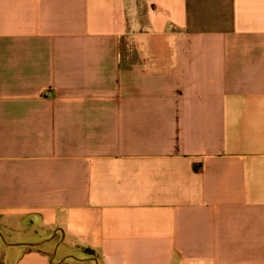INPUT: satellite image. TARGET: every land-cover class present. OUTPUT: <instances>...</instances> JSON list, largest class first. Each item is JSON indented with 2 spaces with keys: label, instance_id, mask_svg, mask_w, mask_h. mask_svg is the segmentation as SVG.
Returning a JSON list of instances; mask_svg holds the SVG:
<instances>
[{
  "label": "crops",
  "instance_id": "obj_1",
  "mask_svg": "<svg viewBox=\"0 0 264 264\" xmlns=\"http://www.w3.org/2000/svg\"><path fill=\"white\" fill-rule=\"evenodd\" d=\"M0 264H264V0H0Z\"/></svg>",
  "mask_w": 264,
  "mask_h": 264
},
{
  "label": "trees",
  "instance_id": "obj_2",
  "mask_svg": "<svg viewBox=\"0 0 264 264\" xmlns=\"http://www.w3.org/2000/svg\"><path fill=\"white\" fill-rule=\"evenodd\" d=\"M86 251H87V255L88 256H90V257H96V254H95V252L93 250L87 249Z\"/></svg>",
  "mask_w": 264,
  "mask_h": 264
}]
</instances>
